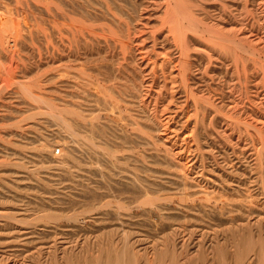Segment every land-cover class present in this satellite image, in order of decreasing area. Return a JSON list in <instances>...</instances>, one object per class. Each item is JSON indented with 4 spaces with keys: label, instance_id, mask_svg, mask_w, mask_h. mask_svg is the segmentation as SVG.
<instances>
[{
    "label": "bare ground",
    "instance_id": "bare-ground-1",
    "mask_svg": "<svg viewBox=\"0 0 264 264\" xmlns=\"http://www.w3.org/2000/svg\"><path fill=\"white\" fill-rule=\"evenodd\" d=\"M0 264H264V0H0Z\"/></svg>",
    "mask_w": 264,
    "mask_h": 264
},
{
    "label": "rangeland",
    "instance_id": "rangeland-1",
    "mask_svg": "<svg viewBox=\"0 0 264 264\" xmlns=\"http://www.w3.org/2000/svg\"><path fill=\"white\" fill-rule=\"evenodd\" d=\"M57 152H58V150H57ZM65 223H66V224H65ZM63 224L67 225V222H63Z\"/></svg>",
    "mask_w": 264,
    "mask_h": 264
}]
</instances>
